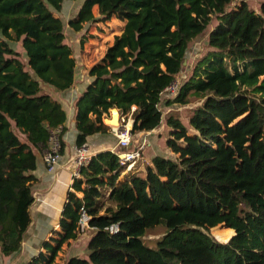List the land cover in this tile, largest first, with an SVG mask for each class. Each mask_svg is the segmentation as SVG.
<instances>
[{
  "label": "trees",
  "instance_id": "16d2710c",
  "mask_svg": "<svg viewBox=\"0 0 264 264\" xmlns=\"http://www.w3.org/2000/svg\"><path fill=\"white\" fill-rule=\"evenodd\" d=\"M79 8L67 27L88 43V26L123 23L88 70L74 102L76 148L106 134L110 110L131 116L132 134L168 127L170 156H154L142 172L126 171L111 152L92 156L74 178L56 238L27 264H54L78 239L79 209L92 235L87 257L64 264H264V0H69ZM65 0H0V253L21 248L31 224L37 156L49 153V131L65 112L47 89L74 85L76 61L58 15ZM97 8V16L93 8ZM205 53L173 103L187 122L159 110L179 76L188 46L212 19ZM19 44L20 50L12 47ZM25 57V62L21 56ZM64 150L61 140L60 155ZM77 193L81 197L77 196ZM116 226L117 230L110 232ZM158 226L165 233L147 246ZM229 231L227 241L210 230Z\"/></svg>",
  "mask_w": 264,
  "mask_h": 264
},
{
  "label": "crops",
  "instance_id": "0c3cea01",
  "mask_svg": "<svg viewBox=\"0 0 264 264\" xmlns=\"http://www.w3.org/2000/svg\"><path fill=\"white\" fill-rule=\"evenodd\" d=\"M78 8L79 4L76 6L75 12ZM94 8L97 10L96 7ZM102 54L103 50L97 52L93 56L89 54V52L84 51L79 59H76L74 56L76 61L74 85L64 92L47 89L51 97L61 105L65 112L66 119L63 124L61 135V140L64 143V150L56 165L54 173L48 172L43 159L39 155L37 156L36 169L33 173L37 182L33 186L34 201L30 207L31 224L23 236L20 250L11 256H3L0 253V264H27L32 256L43 250V244L45 242L49 241L52 237L56 238V235L53 233L59 232V222L64 204L67 200V194L68 192H74L72 189L74 178H78L80 175L77 173V169L74 165L76 129L73 106L75 100L90 82L87 76V70L101 58ZM159 110L162 111V108L159 107ZM114 117H117V115H114L112 118ZM106 120H104V124L110 127L112 131L106 134H95L88 137L83 146L92 156L100 152H111L113 150H117V153H122L137 148L141 145H138L137 142L142 143L143 141L145 145L141 152V158L138 159L132 167V169L138 172H142L144 166L149 164L154 156H170L167 149L162 153L159 152L156 147L161 144V142L165 145L169 131L166 124L164 125L167 128V134L165 136H163L161 132L158 133L160 128L149 132L136 133L134 134V138L137 137L138 141L135 138V142H132L130 147L126 148L117 146V140L113 134V130L121 127L119 119L116 126L107 124ZM131 120L132 118L130 117L129 121ZM164 126L161 131L164 130ZM135 144L138 146H135ZM77 196L81 197L78 193ZM90 232L91 230H85L80 234L77 240L64 244L60 252H58L54 264H64L70 257L85 256L87 254L86 241L89 238Z\"/></svg>",
  "mask_w": 264,
  "mask_h": 264
},
{
  "label": "rangeland",
  "instance_id": "374dc122",
  "mask_svg": "<svg viewBox=\"0 0 264 264\" xmlns=\"http://www.w3.org/2000/svg\"><path fill=\"white\" fill-rule=\"evenodd\" d=\"M261 1H263V0H248L247 3H248L250 8L257 11ZM78 2L79 1L71 2L69 0H65V4L63 6V9L61 10L60 13H58V15L60 16V18L63 22L64 28H65L64 29L65 30L64 31L65 41L71 47V49L73 51V56H75L76 59H79L84 51L89 52V54H91L92 56L94 54H96L97 52H100L102 50L104 51L107 44L112 43L114 36L121 34L122 27H123V23L119 22L118 20H115V19H112L111 21L106 22V23L88 26V36L91 39H89L88 43L83 46V49H81L79 46L80 34L73 33L67 27V21L71 17H73V15L75 14L76 6L79 4ZM237 2L238 1L235 0L234 3L232 4V6ZM96 12L97 11L94 8L93 13L95 16H97ZM214 25H215V19L213 18L212 21L210 22V25L208 26V28L204 32V34L199 36L198 38H196L188 46V49H187V51L184 55V58H183L182 70H181L179 76L174 81L173 85L180 86V84L183 81V79L185 78V76L189 73V71L193 67L197 58L200 55H202L203 53H205V51L207 50L206 40H207L208 32L211 30V28ZM12 47L16 50H20L19 44H17V45L12 44ZM21 59L25 62V57L23 55L21 56ZM169 96H171V95H169ZM162 97L163 98H162L161 103L159 104V107L162 108L161 112H162L163 116L167 117L168 114L172 113L175 116L180 117L185 122H187L186 118H187L189 109L200 104L199 101L193 99V103H191V105L186 106V107H180V106H177L176 104H174L172 102L175 96L174 97H168L165 94ZM130 117L131 116H129V118L127 120H125L124 124H126L130 120ZM111 120H113V118L106 120V123L110 124L109 122ZM164 120H165V118H164ZM164 120L159 127L160 131H158V133L161 132V134L163 136H165L167 134L166 133L167 128L164 126L165 125ZM114 122H116V125H117V117L115 118ZM127 124H128V127H130L131 121H129V123H127ZM163 126H164V130L161 131ZM132 136L134 138V135H132ZM135 138L138 141V138L137 137H135ZM135 138L132 140V142H135L134 141ZM137 144L140 145L141 143L137 142ZM137 144H135V146H138ZM156 147H157L158 151L162 152V153H164L163 151L166 149L165 148L166 146L163 145L162 142H161V144L157 145ZM142 164H143V162H142ZM209 232L212 236H214V238H216L217 240H220L222 242L227 241L230 237L229 231L225 228L220 227V226H217V227L211 229ZM164 233H165V229L162 226H158V227L154 228L152 230V232L143 239L144 243L147 246H154L155 245L154 240L156 238L161 237ZM91 235H92V233H90L89 238L91 237ZM89 238H88V240H89ZM88 240L86 241V245H87ZM84 257L86 258L87 254L81 258H84Z\"/></svg>",
  "mask_w": 264,
  "mask_h": 264
},
{
  "label": "built area",
  "instance_id": "2783aa9c",
  "mask_svg": "<svg viewBox=\"0 0 264 264\" xmlns=\"http://www.w3.org/2000/svg\"><path fill=\"white\" fill-rule=\"evenodd\" d=\"M179 91L178 85H171L166 89V95L168 97H174L177 95ZM171 95V96H169ZM129 123V121L127 122ZM121 124V127L116 128L113 130V134L117 140L118 147H126L129 148L132 143L133 134L131 132L132 125L128 127V124ZM132 124V120H131ZM61 135H62V127H58L49 131L48 136V146H49V153L44 156L43 162L46 166V169L50 173L55 172L56 165L60 159V148H61ZM145 143L142 141L141 145L137 148L132 150L124 151L122 153H117V150L111 151L113 155L117 157V162L120 166L124 167L126 171L132 169L133 165L136 163L138 159L141 158V152L144 148ZM92 157L91 154L87 152L83 147L75 149V159L74 165L77 169V173H79L80 169L87 165L90 158ZM78 175V174H77ZM76 175V176H77ZM77 178V177H75ZM89 217L83 207L79 209V219H78V226L81 232L85 230H91L92 227L89 226ZM116 226L110 228V232L116 231Z\"/></svg>",
  "mask_w": 264,
  "mask_h": 264
},
{
  "label": "water",
  "instance_id": "95a60500",
  "mask_svg": "<svg viewBox=\"0 0 264 264\" xmlns=\"http://www.w3.org/2000/svg\"><path fill=\"white\" fill-rule=\"evenodd\" d=\"M110 114H111V118H112L114 115H117L118 119H119V117H120L117 109H111V110H110ZM133 121H134V120L132 119V124H133ZM132 124H131V125H132Z\"/></svg>",
  "mask_w": 264,
  "mask_h": 264
},
{
  "label": "bare ground",
  "instance_id": "6f19581e",
  "mask_svg": "<svg viewBox=\"0 0 264 264\" xmlns=\"http://www.w3.org/2000/svg\"><path fill=\"white\" fill-rule=\"evenodd\" d=\"M115 118H116V117H114L113 120H111V121L109 122L111 125H115V126H116V122H114ZM117 123H118V117H117ZM130 126H131V125H130Z\"/></svg>",
  "mask_w": 264,
  "mask_h": 264
}]
</instances>
